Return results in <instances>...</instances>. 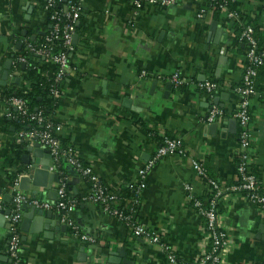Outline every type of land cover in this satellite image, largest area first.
<instances>
[{"label":"crops","instance_id":"crops-1","mask_svg":"<svg viewBox=\"0 0 264 264\" xmlns=\"http://www.w3.org/2000/svg\"><path fill=\"white\" fill-rule=\"evenodd\" d=\"M239 1L264 34V0ZM204 6L205 0L138 8L131 0H84L83 27L75 33L73 69L61 83V96L52 114L57 135L68 139L100 181L121 194L114 205L124 206L127 188L157 146L144 131L155 130L161 139L162 135L180 139L186 155L165 156L149 170L138 214L141 222L171 244L183 264L194 262L204 240L202 220L186 202L183 189L189 184L196 195L204 192L190 159L201 160L224 181L236 178L238 143L233 113L237 97L232 89L241 81L244 42L223 11L215 16ZM201 8L205 11L199 16ZM45 25L40 0H0L1 70L23 47L16 31L24 36L28 30L43 31ZM175 70L186 79L185 88L171 84L166 90L165 83ZM143 71L145 75H140ZM8 72L6 84L16 77L19 80L20 72L13 71L12 62ZM211 78L221 88L206 95L195 83ZM5 85H0V91ZM256 85L249 126L251 170L264 187V63ZM214 105L224 115L210 123L206 117ZM5 116L10 114L0 101V211L11 208V199H2L4 194L11 196V181L2 167L6 155L20 139L27 141L23 154L29 153L27 146L35 142L19 137L20 131L13 132V126L11 134L4 130ZM21 164L19 178L32 169L22 159ZM66 165L68 195L74 202L67 216L94 242L75 238L73 230L61 221V212L43 209L52 210L55 220L65 228L47 238L42 233L25 232L19 224L21 264H106L109 251L121 248L128 262L120 264H166L158 245L131 234L100 204L84 200L87 181ZM54 174L51 186L56 190L62 178ZM75 177L76 182L67 183ZM23 191L41 200H54L52 189L45 186L30 185ZM220 206L223 224L233 241L227 264H264V218L257 208L237 195L226 198ZM8 240L4 215L0 220L1 255L7 256L3 249ZM9 263L0 260V264Z\"/></svg>","mask_w":264,"mask_h":264},{"label":"built area","instance_id":"built-area-1","mask_svg":"<svg viewBox=\"0 0 264 264\" xmlns=\"http://www.w3.org/2000/svg\"><path fill=\"white\" fill-rule=\"evenodd\" d=\"M48 6L54 0H47ZM180 0H131L135 7L143 4L165 7ZM228 1L222 0L219 8L225 13L227 18H237V12L227 8ZM84 0H76V4L65 6L59 11H54L50 15V19L54 22L51 29L45 35L44 41L33 43L25 40L23 52H19L12 61L14 72H18L17 66L25 64L28 57L33 55L43 58V60L53 69L47 71L51 82L48 89V97L58 100L61 96V83L71 68L72 55L75 52L73 35L76 33V25L83 11ZM205 11L204 8L199 10L198 15ZM64 16L66 20L63 24L58 22L59 18ZM61 39L62 47L57 51H53L51 42L53 39ZM240 39L246 45L244 52V68L241 81L234 86L232 91L237 97V105L233 116L237 125V160L235 161L236 178L231 184L220 178H212L208 175L203 163L199 159H190V165L201 180L204 192L202 195H196L189 184H184L185 200L188 202L196 214L202 220L204 240L200 252L195 256L192 264H227V256L232 252L233 241L229 234L228 228L223 224L222 212L220 205L226 198L237 195L238 198L249 202L255 206L264 218V187L260 184L257 175L252 172L251 165L253 162L251 147V103L256 95L255 77L257 67L263 63V51H258L257 40L253 33L251 25L243 26L240 32ZM146 72H140L145 75ZM169 82L179 88L186 84V79L181 76L178 70H175L169 76ZM198 90L206 95H211L221 88V85L214 80H203L195 83ZM9 107L7 111L10 114V107L15 108L19 114L26 115L34 120L37 124H44L42 129H31L29 131H20L19 137L28 138L39 142L40 146L47 149L50 154V163L48 170L56 173L57 166L60 161L71 166L78 175L83 177L88 183V191L83 194L82 198L100 204L104 211L115 218L122 224L131 234L143 237L152 244L158 245L164 256L166 264H183L178 260L174 248L160 235L148 228L141 219L133 217L135 207L141 201V193L146 185V176L149 170L161 158L170 155L185 156L184 147L179 138L162 135L160 144L156 146L152 157L141 167L138 168L135 179L129 186L134 192V196L126 198L124 206H129L128 212L124 213L117 208H111L110 204L115 203L118 199L117 193L108 188L92 170L89 164L84 163L77 155L72 145L63 147L61 141L55 131L54 122L45 120L41 111L29 112L27 103L22 98L12 96L7 99ZM224 112L216 105L209 110L206 120L210 123L218 122L223 118ZM53 123V124H52ZM84 163V164H83ZM32 168V165H29ZM33 169V168H32ZM18 178L11 182V208L9 214L5 215L8 222L9 240L3 251L9 258V264H21L20 248L22 244L19 224L22 218V206L24 204L33 205L42 209H55L61 212L60 219L66 223L74 233L75 238L81 241L94 242L92 236L80 233L78 227L67 216V212L71 210L74 202L67 195L66 182L61 179L56 189V198L38 199L35 196L27 194L19 189ZM139 215V214H138Z\"/></svg>","mask_w":264,"mask_h":264},{"label":"trees","instance_id":"trees-1","mask_svg":"<svg viewBox=\"0 0 264 264\" xmlns=\"http://www.w3.org/2000/svg\"><path fill=\"white\" fill-rule=\"evenodd\" d=\"M222 0H205V6L207 8H211L213 10V13L215 16H218L220 11H222L219 8V4ZM71 4H76V0H54L51 5L48 6L47 0H40V5L42 6V9L45 12V18H46V25L43 30V33H38L37 31L28 30L27 33L24 36H21L20 31H16V37L22 39L23 47L20 50V52L24 51L25 47V40H29L33 43H39L43 42L45 35L49 32L51 29V24L54 22L49 17L54 11H61L63 7L70 6ZM239 0L235 1H228L227 8L231 10H235L237 12V18H227L229 19V23L232 28L235 29V31L241 32L243 26L249 24L253 28L254 36L257 40V49L258 51H263V63H264V34H260L259 31V25L255 18H252L249 16V12L247 10H242ZM82 12L80 14V17L78 19L77 25H76V33H79L81 28L83 27L82 24ZM66 20L64 19V16L60 17L58 22L60 24H63ZM33 38V39H32ZM53 51H57L62 47L61 39H53L51 42ZM76 49V44H74ZM246 45L244 44V47L242 49L243 52H245ZM16 57V54L13 58ZM259 65L257 67V74L255 77V89L257 91V85L256 80L258 78V73L261 69V66ZM22 64H19L17 66L18 71L20 72L19 80L14 81L11 80L9 83H7L0 91V101L6 106L9 107L7 104V99L12 96H16L19 98H22L27 103V109L29 112H37L41 111L43 117L45 120L52 122V114L54 113V110L57 106V100L51 99L48 97V89L51 82V79L49 75L47 74V71L50 69H53V67H50L41 57L37 56H29L28 60L25 62L24 67L21 68ZM210 80H213L212 78ZM239 84V83H238ZM237 84V85H238ZM185 84L181 85L179 87L180 90L184 89ZM236 86V85H235ZM234 87V86H233ZM10 109V116H5L3 119L4 123V130L8 131L10 134L13 132H19V131H29L31 129H42L44 127V124H37L34 120L30 119L26 115H21L18 113V111L13 108L12 106ZM251 113V108H250ZM133 123L138 124L137 121H133ZM53 124V123H52ZM139 125V124H138ZM10 126L14 127L13 132L10 131ZM150 138L154 139L157 144L159 145L161 142V137L157 135V132L155 130L146 129L144 131ZM59 137V136H58ZM169 137H173L170 136ZM61 144L63 147H66L70 145L68 143V139L65 137H59ZM26 140L20 139L17 143L12 145V148L10 152L6 155L2 167L4 168L3 172L5 174V177L13 182L15 179L18 178V175L21 173L22 170V164H21V155L25 152V146H26ZM237 160V156L235 157V161ZM84 164V163H83ZM203 165L205 169L207 170V173L212 178H217L216 174H213L209 168H207L203 162ZM66 163L64 161H60L59 165L57 166L56 172L58 173L59 177H61L66 182ZM10 167H13L15 169L10 170ZM226 184H231L230 180H225ZM261 184V183H260ZM112 189V188H111ZM67 195H68V186L66 185ZM113 190V189H112ZM117 193V196L120 197L121 194L119 192L114 191ZM127 198H131L134 196V192L131 190V188H127V191L124 194ZM69 196V195H68ZM111 208H117L118 210L126 213L129 210L130 205L128 206H120V205H114L113 203L110 204ZM140 209V202L135 207V211L133 213V217L135 219H139L140 216L138 215V211ZM221 209V206L220 208Z\"/></svg>","mask_w":264,"mask_h":264},{"label":"water","instance_id":"water-1","mask_svg":"<svg viewBox=\"0 0 264 264\" xmlns=\"http://www.w3.org/2000/svg\"><path fill=\"white\" fill-rule=\"evenodd\" d=\"M65 1V0H64ZM213 28V27H212ZM43 33V31L38 32ZM33 39V38H32ZM76 41V34L73 35V42ZM12 59L9 58L7 63L3 65V70L0 68V85H5L9 74V68L11 66ZM24 65H21L23 68ZM18 81V77L15 78ZM171 83L168 81L165 83V89L169 90ZM27 151L21 156L22 162L25 164L32 163L31 170H27L26 174H23L18 180V187L21 190L29 189L30 185L33 186H45L48 189H52L53 196L51 199L56 198V190L51 186L55 174L48 170L50 162V154L47 149L40 146L39 142L35 141L31 145L27 146ZM30 153L32 155H30ZM77 178H73L67 183H74ZM3 200L10 201L11 196L4 194ZM23 214L20 221V228L29 232L30 234L42 233L45 237L50 238L55 230H64L65 225L61 224L59 220H55L52 210H43L33 205L24 204L22 206ZM10 209L0 211V220H3L4 215L9 214ZM7 225V224H6ZM48 233V234H47ZM125 250L121 248L115 251H109V257L106 264H120L127 263L128 261L124 258ZM0 260H9L5 255L0 254ZM132 263V262H131Z\"/></svg>","mask_w":264,"mask_h":264}]
</instances>
